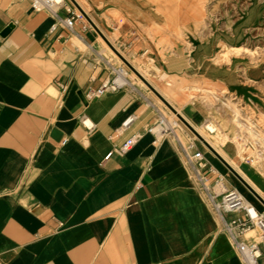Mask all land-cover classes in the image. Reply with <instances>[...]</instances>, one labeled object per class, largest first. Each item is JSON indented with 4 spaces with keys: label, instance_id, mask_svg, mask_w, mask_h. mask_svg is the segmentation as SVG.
<instances>
[{
    "label": "crops",
    "instance_id": "0c3cea01",
    "mask_svg": "<svg viewBox=\"0 0 264 264\" xmlns=\"http://www.w3.org/2000/svg\"><path fill=\"white\" fill-rule=\"evenodd\" d=\"M32 1L0 0V264H245L183 147L154 143L142 113L119 130L137 98L125 87L86 98L111 75L100 32L87 18L65 25L77 13L68 0ZM86 1L131 53L140 34L112 14L117 0ZM132 134L129 152L105 158Z\"/></svg>",
    "mask_w": 264,
    "mask_h": 264
},
{
    "label": "rangeland",
    "instance_id": "374dc122",
    "mask_svg": "<svg viewBox=\"0 0 264 264\" xmlns=\"http://www.w3.org/2000/svg\"><path fill=\"white\" fill-rule=\"evenodd\" d=\"M68 1L74 6L73 1ZM79 1L89 9L88 12L91 14V5L86 0ZM140 1L142 2L141 7L143 9L133 0H117L118 3H113L116 6V10L112 11V14L120 18V23L131 22L136 28L135 34H140V39H137L140 42L133 44L132 52L128 53L121 46V43L116 40L118 36L111 37L124 55L132 61L128 60L130 64L133 66L138 65L143 70H147L146 74L152 82H149L145 77L140 75L147 85H141L140 80L136 76H133L132 81L135 83L134 87H136L138 92L132 90L128 84L124 86L125 90L130 91L137 98L136 113L139 114L145 110L143 113L145 119L142 123L144 130H149L160 119V115L152 107L148 106L147 101L150 100L158 105L161 104L160 100L165 102L148 85L146 80L153 87L156 85L165 88L168 80L174 79L175 96L183 98L182 100L184 101V92L189 86H213L217 88L218 93H221L228 86V83L232 84L233 82V86L238 84L241 88L238 89V86L230 88L232 92L227 94V96L233 95L231 98H235L234 101L242 109V120L248 124L252 123L264 135V0H188L189 3L196 4L198 9L187 12H162L154 10V7L144 9L148 8L149 0ZM177 1L181 2L184 0ZM253 5L255 8L254 13L258 16V19L255 18L253 22L243 23L239 36L231 35V39L226 38L227 44L241 47L243 54L240 57H244V59H239L232 66L216 63L213 56L217 52V49L215 52H207L202 46H205V44L209 45L212 38H218L220 33L223 34V37H226L225 33L231 32L232 25L235 23L234 21H239L243 11ZM75 10L81 15V19L87 20L76 5ZM213 26H216V29H213ZM103 34V37H108L107 34ZM107 40L112 43L108 38ZM107 40L105 39L108 43ZM107 43H105V46L108 48L110 44L108 43L107 45ZM197 45L199 48H196ZM138 48L144 50V58L136 55ZM104 56L107 59H112V63L116 66H122L129 73L132 72L133 69L125 60L119 62L109 50L104 53ZM150 56L155 61L154 66L148 60ZM106 67L112 73L111 66L106 63ZM129 77L131 78V76ZM245 92L248 93V98L245 96ZM160 107L164 108L163 105ZM135 109L132 108V110ZM171 109L173 110V108ZM195 109H199L202 112L201 120L197 122L191 117V113ZM182 111L191 121L197 124H200L208 116L206 106L198 99L186 102L182 105ZM178 129L181 128L178 127ZM231 134L234 135V132ZM185 137L186 145L184 147H188L189 152L193 153L198 147L197 145H193L194 134L192 132L186 133ZM165 139H171L179 149L183 147L177 143L174 134L170 133V131L161 137L160 141ZM213 140L220 150L226 151L228 139L226 141L218 139L217 141L213 138ZM237 141L241 154L244 156V161L249 164L258 162L257 152L262 151L264 153V140L251 137L248 134V130L245 129L242 136H237ZM233 161L237 165L242 163L239 157H236ZM231 175L233 176L231 179L232 184L226 181L230 187H236L240 192L242 189H245L251 194L239 179L240 177L236 176V178L233 174ZM255 194L260 201L262 200L261 205L263 206L257 209L264 214V199L254 191ZM257 230L248 232L244 237L255 236Z\"/></svg>",
    "mask_w": 264,
    "mask_h": 264
},
{
    "label": "bare ground",
    "instance_id": "6f19581e",
    "mask_svg": "<svg viewBox=\"0 0 264 264\" xmlns=\"http://www.w3.org/2000/svg\"><path fill=\"white\" fill-rule=\"evenodd\" d=\"M64 1L65 0H62V2ZM76 1L84 9V11L88 15H90V13L88 12L89 9H87L79 0ZM153 1L173 5V10L163 11L187 12L198 9L196 4L189 3L188 0H184L181 2L177 0ZM62 2L54 3L53 9L57 10L62 5ZM254 10V5L252 7L246 8L243 11L240 20L234 21L235 23H233L234 25H232L231 32L225 33V35H227L226 37H223V34L220 33V36H218V38H212V41L209 45L205 44V46H202L207 52H215V50L217 49V52L213 56V59L216 63H222L223 65L232 66L233 64L235 65L239 61V59H244V57H240L243 54V50L241 49V47L227 44L228 42L226 38L231 39V35L239 36L241 33L240 28L243 26V23L253 22L255 18L258 19V16L254 13ZM213 29H216V26H213ZM107 38L112 42L111 44H113V46L121 54L124 55V53L120 50L117 44L114 43L113 38L111 36H108ZM105 43L107 42L105 41L104 37L101 36L100 39H98V41L94 45L95 48H97L98 52L101 54V56H104V53L109 50L114 55V57L119 60V62L123 61V59L115 52V50L110 46L108 47V49L107 46H105ZM196 48H199V46L197 45ZM124 56L125 58H127V60L132 62L126 55ZM146 58L148 59V57ZM148 60L151 62L152 66L155 65V61L151 56ZM107 61L110 64L112 70L114 69L117 71L118 78L122 82L128 84L131 89L135 92H138V90L136 89V87H134L135 83L132 81L133 76H136L140 80L141 85H147L144 83V80L141 78V76L145 77L149 82H151L146 74L147 70H143V68L138 65H134L135 70H132V72L129 73L122 66H116L114 63H112V59H107ZM129 76H131V78ZM174 83V79H170L168 80L167 86H165V88H161L156 85H154V88L165 98V100H167V102L175 109V111L172 110L170 106H168V104H166L162 100H160L161 104L159 105L149 100L147 101L148 106L152 107L158 113V115L162 117L163 123L167 126V129L170 130V133L174 134V137L177 140V143L180 144V146L184 147L186 145V133L189 134L190 132H192L194 134L193 145H197L198 147L196 149H201L203 151L205 158H207L208 162L217 169V171L222 176V181H224L227 186H229L227 182L231 183V179L233 177L231 174H233L235 177H241L243 178V180H246V182L251 185L253 190L264 199V153L262 151H258V162L249 164L244 161V156L241 154V149L237 141V136H242L243 131L245 129L248 130V134L251 137H255L258 140H264V135L254 125H252V123L248 124L242 120V109H240L239 105L234 101L235 98H231L233 95L227 96V94L232 92L230 88L238 86L239 89L241 88V86H239L238 84H235V86H233V82L232 84L228 83V86L225 87L221 93H218V91L216 90L217 88L213 86H189L188 89L184 92V101L182 100L183 98H177L175 96L176 92L174 91ZM245 96L248 98L247 92H245ZM246 97L245 99L247 100ZM197 99L200 100L206 106L208 113V116L200 124L191 121L182 111V105H184L186 102ZM162 105L164 106V108L160 107ZM144 112L145 110L140 113L143 114ZM138 115L139 114L136 115L130 112L127 113L123 118L124 125L122 124L119 130L125 131L131 126H133L135 121L137 120ZM180 115L183 117V119L187 120V122L184 121L180 117ZM85 125L93 127L94 123L90 118H87V120L85 121ZM178 127L181 129H178ZM156 129L160 130L161 126H157ZM233 132L234 135L231 134ZM198 134L201 137L198 136ZM213 138H215V140L217 141L218 139L225 141L227 139L229 140L225 152H223L217 147ZM208 144H210L211 147L208 146ZM186 149L189 150L188 147ZM236 157H239L242 160V163L240 165H237L233 161V159H236ZM244 186L245 188H247V190H249V192H251L250 194L245 189L241 190V195L243 196L244 204L252 205L255 208L261 207L262 200L260 201L256 194L254 195V191L250 189L247 185L244 184ZM218 202L220 204L222 203L221 198H218ZM259 227L264 228V222Z\"/></svg>",
    "mask_w": 264,
    "mask_h": 264
},
{
    "label": "built area",
    "instance_id": "2783aa9c",
    "mask_svg": "<svg viewBox=\"0 0 264 264\" xmlns=\"http://www.w3.org/2000/svg\"><path fill=\"white\" fill-rule=\"evenodd\" d=\"M61 2L62 0H33L32 7L36 10H54V3ZM63 4L64 2H62V5ZM80 16L79 13L73 12L72 16L64 19L65 25L72 27ZM136 37L137 36H135V38ZM112 73L99 87L90 89L86 92L85 96L88 100L99 97L106 92L117 91L127 85L118 78L116 70L113 69ZM86 120L87 118L84 117V125ZM157 126H161V129L157 130ZM149 131L154 134V143H156L170 130L167 129V126L163 123L162 117H160V119L149 128ZM139 137L138 134L130 135L121 143L114 145L113 148L107 152L105 158L111 157L113 153L125 154L129 152L137 143ZM64 142H66V140H64L63 143ZM183 149L194 167L198 180L207 191L216 209L223 217H225L224 215L228 216L224 218L226 229L233 237L245 264H264V228L259 227L264 222V214L252 205L244 204L240 190L236 187L227 186L226 183L222 181V176L216 168L210 165L201 149H196L193 153H190L185 147H183ZM208 173L212 174L210 176L211 178ZM218 198H221V204L218 202ZM253 229H258L255 236L249 238L244 237L248 231H252Z\"/></svg>",
    "mask_w": 264,
    "mask_h": 264
},
{
    "label": "water",
    "instance_id": "95a60500",
    "mask_svg": "<svg viewBox=\"0 0 264 264\" xmlns=\"http://www.w3.org/2000/svg\"><path fill=\"white\" fill-rule=\"evenodd\" d=\"M73 2H74V4L80 9V11L82 12V14L90 21V23L100 32V34L103 36L104 34H103V32L98 28V26L95 24V22L90 18V16L84 11V9L80 6V4L76 1V0H72ZM105 37V36H104ZM105 39L107 40V38L105 37ZM108 41V40H107ZM108 43L110 44V46L115 50V52L123 59V60H125V62L133 69V70H135V68H134V66L132 65V64H130V62L108 41ZM137 72V71H136ZM146 82L148 83V85L149 86H151L152 87V89L153 90H155V92L167 103V104H169L168 102H167V100H165V98L146 80ZM169 106H171L170 104H169ZM171 108H173L172 106H171ZM173 110H174V108H173ZM180 117L183 119V117L180 115ZM184 121H186L187 122V120H185V119H183ZM198 136H200L199 134H198ZM201 137V136H200ZM207 143V142H206ZM208 146H210V144H208ZM211 147V146H210ZM217 153V152H216ZM219 155V154H218ZM240 179H241V181L242 182H244V184H246L250 189H252L253 190V188L251 187V185L250 184H248L247 182H246V180H243V178H241L240 177ZM254 191V190H253ZM258 195V194H257ZM260 197V196H259Z\"/></svg>",
    "mask_w": 264,
    "mask_h": 264
}]
</instances>
